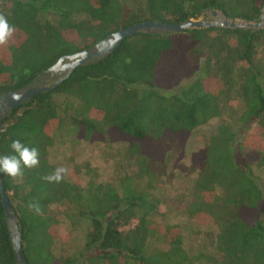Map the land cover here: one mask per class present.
I'll return each instance as SVG.
<instances>
[{
	"label": "trees",
	"instance_id": "trees-1",
	"mask_svg": "<svg viewBox=\"0 0 264 264\" xmlns=\"http://www.w3.org/2000/svg\"><path fill=\"white\" fill-rule=\"evenodd\" d=\"M263 7L264 0H0V14L16 29L0 46V93L135 23L177 24L210 10L253 22ZM231 101L242 105L234 121L225 118ZM211 119L219 123L191 154L196 172L181 206L195 224L213 228L212 253L189 252L181 227L160 221L150 164L163 163L164 142L181 157L192 131ZM56 135L120 145L116 180L98 181L87 164L74 165L75 180H43L60 167L50 155ZM17 139L38 149L40 161L16 179L0 173L26 264H264V28L134 34L15 108L0 122V156L14 155ZM61 222L72 232L85 225L71 256L53 253ZM0 264H14L1 204Z\"/></svg>",
	"mask_w": 264,
	"mask_h": 264
},
{
	"label": "rangeland",
	"instance_id": "rangeland-1",
	"mask_svg": "<svg viewBox=\"0 0 264 264\" xmlns=\"http://www.w3.org/2000/svg\"><path fill=\"white\" fill-rule=\"evenodd\" d=\"M124 5L129 7V5ZM200 19L202 17L198 20ZM204 20L212 21L213 18L207 15ZM195 77L197 76L183 80L178 87L186 85ZM176 89H172L171 92ZM227 107L225 118L228 121H234L241 112L242 105L239 101H231ZM218 123L219 119H211L206 124L194 129L184 143L181 157H177L173 142L161 143L166 158L163 163L150 164L151 175L154 176V189L150 192L160 199L158 208L161 215L160 221L178 224L181 227L183 242L189 252L200 249L202 252L212 253L211 234L214 231L213 228L195 224L193 218H188L182 212L181 204H184L191 196L192 178L196 172V167L190 164L191 154L204 147L205 140L215 132ZM57 138L60 139L53 145L50 155L57 166L67 169L64 174L66 180L76 179L75 173L78 171L73 170L74 165L81 169L86 164L95 171L98 181L113 183L116 180L117 165H123L125 159L120 145L90 143L80 139L76 141L73 136L60 137L56 135L55 139ZM133 169H131L132 172ZM80 171L83 172V169ZM263 177L264 172L262 179ZM144 183V180L138 182L140 188L145 187ZM84 229L85 225L79 231L72 232L66 222H61L56 227L57 240L53 246V253L56 256L73 255L83 244Z\"/></svg>",
	"mask_w": 264,
	"mask_h": 264
},
{
	"label": "water",
	"instance_id": "water-1",
	"mask_svg": "<svg viewBox=\"0 0 264 264\" xmlns=\"http://www.w3.org/2000/svg\"><path fill=\"white\" fill-rule=\"evenodd\" d=\"M206 14L212 17L213 20H204ZM209 28L251 31L261 30L264 28V7L262 8L258 20L253 22L229 19L221 11L210 10L205 12L200 20L189 19L177 24L143 21L111 33L85 50L60 57L43 73L36 76L26 87L0 93V121L5 119L15 108L30 102L35 96L48 93L57 88L76 68L103 61L106 57L110 56L125 39L134 34L154 36ZM36 78L37 84H35L34 81ZM0 204L3 208L4 219L10 236L14 264H26L20 248V229L14 212L7 199L4 197L1 180Z\"/></svg>",
	"mask_w": 264,
	"mask_h": 264
},
{
	"label": "clouds",
	"instance_id": "clouds-1",
	"mask_svg": "<svg viewBox=\"0 0 264 264\" xmlns=\"http://www.w3.org/2000/svg\"><path fill=\"white\" fill-rule=\"evenodd\" d=\"M15 26L10 25L5 15L0 14V46L7 45L10 38L15 33ZM10 148L14 155L0 156V173L16 179L23 176V168H34L40 163L39 151L36 148H29L20 140H13ZM67 169L64 167L57 168L53 173L42 177L48 183H59ZM29 210L35 211L36 214H41V208L38 203H30Z\"/></svg>",
	"mask_w": 264,
	"mask_h": 264
},
{
	"label": "flooded vegetation",
	"instance_id": "flooded-vegetation-1",
	"mask_svg": "<svg viewBox=\"0 0 264 264\" xmlns=\"http://www.w3.org/2000/svg\"><path fill=\"white\" fill-rule=\"evenodd\" d=\"M204 17H207V15H205ZM42 79V77H41ZM35 81V84H37V78L34 80ZM6 118V117H5ZM4 120V119H3ZM1 122V121H0Z\"/></svg>",
	"mask_w": 264,
	"mask_h": 264
}]
</instances>
